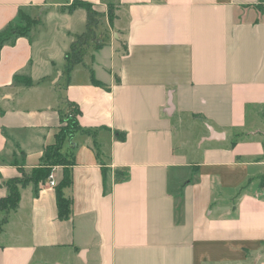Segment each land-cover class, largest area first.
Instances as JSON below:
<instances>
[{
	"label": "crops",
	"instance_id": "0c3cea01",
	"mask_svg": "<svg viewBox=\"0 0 264 264\" xmlns=\"http://www.w3.org/2000/svg\"><path fill=\"white\" fill-rule=\"evenodd\" d=\"M73 1L0 0V30L21 9L40 15L0 54V198L56 142L62 102L96 134L63 144L71 217L49 180L23 188L0 264H264V0H85L105 15L104 47L68 83L87 17ZM28 67L32 84H14ZM210 126L224 138L204 140Z\"/></svg>",
	"mask_w": 264,
	"mask_h": 264
},
{
	"label": "trees",
	"instance_id": "16d2710c",
	"mask_svg": "<svg viewBox=\"0 0 264 264\" xmlns=\"http://www.w3.org/2000/svg\"><path fill=\"white\" fill-rule=\"evenodd\" d=\"M79 7L86 9V28L83 32L76 35L66 54L63 74L67 76L68 83L71 81V72L76 65L83 64L87 67L85 55L90 44L92 42L95 43L96 48L104 47V42L102 38L98 36L97 30L105 15L96 10L91 2L85 0H74L68 6L71 11ZM118 7V3L113 1L109 2L107 16L111 26L114 25V21L118 17ZM39 21L40 15L32 16L29 12L25 11V9H21L16 19L0 30V54L5 45H13L20 37L29 38L33 27ZM29 68L30 67L14 75V84L24 86H30L32 84V76ZM91 73L93 82L101 84V82L94 77L92 70ZM64 104V107L60 109V113L65 124L60 127L56 142L47 146L42 157V163L38 167L33 168L31 174H28L27 171L20 166L21 175L12 177L3 182L8 189V193L0 198V211L4 213V216L0 218V235L3 233L4 226L8 222L9 214L19 208L21 190L33 183L37 193L39 184L45 183L48 180L55 166H63L64 168L63 178L56 185L59 216L61 218H70L72 215L73 200L69 195L65 194V189L70 188L73 183L71 166L74 164V158L70 163L67 162L62 153L63 144L76 132L91 134L93 136L96 134L93 130L84 129L80 126L77 118L80 113L78 105L67 100ZM246 136L250 135L247 134ZM119 137L123 139L124 135H120ZM234 142L235 141H233V144Z\"/></svg>",
	"mask_w": 264,
	"mask_h": 264
},
{
	"label": "rangeland",
	"instance_id": "374dc122",
	"mask_svg": "<svg viewBox=\"0 0 264 264\" xmlns=\"http://www.w3.org/2000/svg\"><path fill=\"white\" fill-rule=\"evenodd\" d=\"M25 11H27V12H32L30 9H28V8H26L25 9ZM33 13H35V11H33ZM98 34V33H97ZM99 36V35H98ZM101 36V35H100ZM93 43V42H92ZM91 43V44H92ZM95 44V43H94ZM63 103V105H65L64 104V102H62ZM264 114H262V116H263ZM215 145V144H214ZM62 153H63V155L65 156V158H66V160H67V162H71L72 161V159H73V150H72V148L71 147H68L67 149H62ZM33 170H29V171H27V173L28 174H31V172H32Z\"/></svg>",
	"mask_w": 264,
	"mask_h": 264
},
{
	"label": "water",
	"instance_id": "95a60500",
	"mask_svg": "<svg viewBox=\"0 0 264 264\" xmlns=\"http://www.w3.org/2000/svg\"><path fill=\"white\" fill-rule=\"evenodd\" d=\"M210 136L205 137L204 140H214V139H218L221 140L224 138V134L222 133H216V131L210 126Z\"/></svg>",
	"mask_w": 264,
	"mask_h": 264
},
{
	"label": "built area",
	"instance_id": "2783aa9c",
	"mask_svg": "<svg viewBox=\"0 0 264 264\" xmlns=\"http://www.w3.org/2000/svg\"><path fill=\"white\" fill-rule=\"evenodd\" d=\"M48 180H49V183H50L51 186L57 185V182H56V179H55V175H54L53 172L50 174Z\"/></svg>",
	"mask_w": 264,
	"mask_h": 264
}]
</instances>
